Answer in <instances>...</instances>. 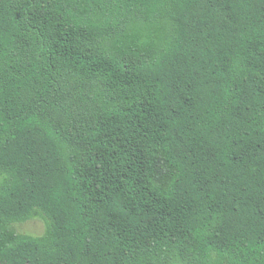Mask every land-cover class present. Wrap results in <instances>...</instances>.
<instances>
[{
    "label": "trees",
    "instance_id": "trees-1",
    "mask_svg": "<svg viewBox=\"0 0 264 264\" xmlns=\"http://www.w3.org/2000/svg\"><path fill=\"white\" fill-rule=\"evenodd\" d=\"M0 176V264H264V0H0Z\"/></svg>",
    "mask_w": 264,
    "mask_h": 264
},
{
    "label": "rangeland",
    "instance_id": "rangeland-1",
    "mask_svg": "<svg viewBox=\"0 0 264 264\" xmlns=\"http://www.w3.org/2000/svg\"><path fill=\"white\" fill-rule=\"evenodd\" d=\"M0 179H1V176H0ZM11 229L18 233L42 235L46 232L47 225H46L45 220L41 216L35 215L30 220L12 224Z\"/></svg>",
    "mask_w": 264,
    "mask_h": 264
}]
</instances>
